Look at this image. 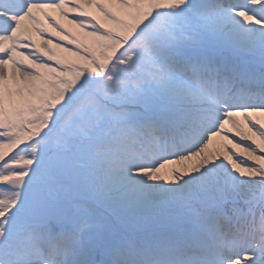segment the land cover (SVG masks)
<instances>
[{
  "label": "snow or ice",
  "instance_id": "1",
  "mask_svg": "<svg viewBox=\"0 0 264 264\" xmlns=\"http://www.w3.org/2000/svg\"><path fill=\"white\" fill-rule=\"evenodd\" d=\"M0 264H264V0H0Z\"/></svg>",
  "mask_w": 264,
  "mask_h": 264
},
{
  "label": "bare ground",
  "instance_id": "2",
  "mask_svg": "<svg viewBox=\"0 0 264 264\" xmlns=\"http://www.w3.org/2000/svg\"><path fill=\"white\" fill-rule=\"evenodd\" d=\"M218 139V138H217ZM211 147V146H210Z\"/></svg>",
  "mask_w": 264,
  "mask_h": 264
}]
</instances>
